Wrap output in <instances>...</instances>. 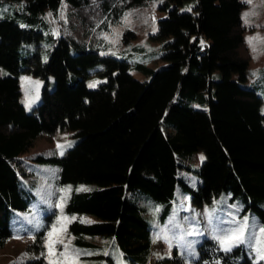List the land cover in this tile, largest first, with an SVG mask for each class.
Here are the masks:
<instances>
[{
	"label": "trees",
	"instance_id": "16d2710c",
	"mask_svg": "<svg viewBox=\"0 0 264 264\" xmlns=\"http://www.w3.org/2000/svg\"><path fill=\"white\" fill-rule=\"evenodd\" d=\"M64 1L67 22L58 18L62 0H0L9 5L0 18V248L13 234L12 211L27 209L35 198L28 160L57 166L56 182L73 185L68 212L98 218L68 224L75 243L96 247L95 237L109 238L133 264L148 263L153 243L138 191L167 210L177 187L197 206L231 193L264 225L263 99L244 84L249 52L240 14L246 3L162 0L166 16L149 35L161 46L150 57L166 64L152 69L140 62L136 68L150 76L140 80L128 59L101 54L85 38L99 37L150 0ZM134 32L123 31L124 45ZM24 72L46 80L31 111L20 100ZM90 77L102 81L90 88ZM63 130L74 131L77 141L62 155L27 156L39 135ZM197 152L205 160L188 163ZM184 172L197 177L195 187ZM81 183L91 186L74 190ZM46 229L33 244L40 255L21 264H51L44 255ZM184 256L176 251L160 261L187 264ZM192 264L255 263L243 245L223 250L204 238Z\"/></svg>",
	"mask_w": 264,
	"mask_h": 264
},
{
	"label": "rangeland",
	"instance_id": "374dc122",
	"mask_svg": "<svg viewBox=\"0 0 264 264\" xmlns=\"http://www.w3.org/2000/svg\"><path fill=\"white\" fill-rule=\"evenodd\" d=\"M162 0H150L139 5L124 17L122 23L110 25V30L99 37L87 34L86 42L93 44L101 54H114L124 57L130 62V73L140 79L147 80L149 75L137 69L140 62L149 68L158 69L166 63L160 57H150L159 51L161 43L150 38L156 31L159 19L166 16L160 10ZM245 6L241 10L244 24V40L249 52V65L246 70L245 85L252 87L262 97L261 112L264 114V0H242ZM65 1L60 3L58 18L67 22L68 9ZM8 4H0V18L8 10ZM51 19L56 20L50 15ZM61 25H53V32L58 34ZM133 29L135 38L129 44H123L122 34L126 28ZM63 28V27H62ZM61 32V31H60ZM95 35V36H94ZM144 52V56L137 53ZM124 55V56H122ZM47 59V55H44ZM237 78V75H234ZM49 88L53 87V77H48ZM102 79L90 77L87 85L95 88ZM20 100L27 111L39 103L46 80L30 73L19 76ZM198 106V105H197ZM74 131H58L53 134L42 133L27 152V156L41 151L54 150L62 155L77 141ZM205 160L201 152L189 156L186 161L199 166ZM30 163V176L37 179L33 188L34 200L25 210H13L11 226L13 234L3 248H0V264H21L23 261L40 255L35 249L37 231L47 225L43 241L44 255L51 264H133L124 258L117 246L109 238L95 237L96 247L75 243L68 231V224L75 220L86 223L98 221L91 214L70 213L66 210L71 184H58V168L49 163ZM191 186L195 187L197 177L183 173ZM90 184H78L74 190H85ZM140 204L145 207V217L152 228V249L147 264H170L160 261L164 257H172L175 252L185 255L186 263L198 257V245L204 238L215 239L223 250H231L243 245L251 255L255 264H264V225L259 222L255 213L244 210L239 198L231 193H223L210 203L197 206L189 200L180 187L176 188L169 209L163 203L154 201L146 194L137 192ZM167 211V212H166ZM89 236H87L88 238Z\"/></svg>",
	"mask_w": 264,
	"mask_h": 264
}]
</instances>
